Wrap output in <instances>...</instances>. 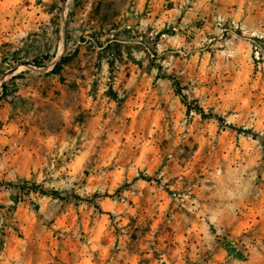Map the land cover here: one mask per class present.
<instances>
[{
  "label": "rangeland",
  "instance_id": "1",
  "mask_svg": "<svg viewBox=\"0 0 264 264\" xmlns=\"http://www.w3.org/2000/svg\"><path fill=\"white\" fill-rule=\"evenodd\" d=\"M0 264H264V0H0Z\"/></svg>",
  "mask_w": 264,
  "mask_h": 264
},
{
  "label": "trees",
  "instance_id": "2",
  "mask_svg": "<svg viewBox=\"0 0 264 264\" xmlns=\"http://www.w3.org/2000/svg\"><path fill=\"white\" fill-rule=\"evenodd\" d=\"M63 61H64V59L63 58H60V60L54 64V66H53V72L54 73H60L61 65H62ZM31 63L34 64L35 66H41L42 65V62H39L37 60H33ZM188 109H190V108L188 107ZM198 111H199V113L201 114L202 117H212L211 114H205V113H203L200 108H198ZM217 119L220 122L223 121V119L220 118V117H217ZM236 130L238 132H250V130L243 129V128H240V127L239 128H236ZM252 135L255 136L256 134L252 133ZM54 193H57V192H54Z\"/></svg>",
  "mask_w": 264,
  "mask_h": 264
}]
</instances>
